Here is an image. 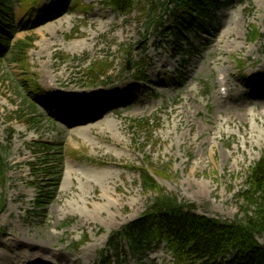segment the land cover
<instances>
[{"label": "rangeland", "instance_id": "obj_1", "mask_svg": "<svg viewBox=\"0 0 264 264\" xmlns=\"http://www.w3.org/2000/svg\"><path fill=\"white\" fill-rule=\"evenodd\" d=\"M53 1L41 0L34 8ZM226 1L212 9L203 31L185 39L182 54L172 50L168 35L159 39L145 30L140 6L123 17L102 0H83L92 10L54 15L35 30L20 31L21 6L30 1L14 4L13 42L33 36L35 42L27 55V69L10 59L12 49L0 56V144L10 141V170L0 186L5 198L0 264L11 250L36 252L37 247L48 253L59 250L53 264L76 258L84 264L82 253L90 258L89 264H98L110 238L137 220L156 195L142 189L139 168L148 170L163 194L193 204L199 216L229 223L243 216L240 194L246 190L250 168L264 151V99L249 98L245 87L251 81L264 83L263 40L251 35L264 32V0ZM226 31L229 45H217ZM105 59L112 66L108 79L90 88L82 72ZM142 59L146 80L136 83L130 61ZM128 62L129 70L124 71ZM162 64L166 69L159 71L155 66ZM220 73L227 76L236 102L219 99ZM29 80L45 92L52 85L48 94L64 98L65 105L80 94L105 99L131 91L123 102L130 100L124 107H102L108 111L92 116L90 123L72 126L60 123L57 112L49 114L34 100L26 87ZM247 110L244 121L237 119ZM142 120L148 125H138ZM41 143L58 147L63 157L59 186L44 218L35 214L40 212L33 205L35 184H44L40 171L43 166L54 168L57 155L50 152L47 159ZM157 169L164 170L167 178L155 174ZM96 172L110 177L97 179ZM5 239L11 240L7 248L2 245ZM15 239L21 242L17 246L12 244ZM258 241L264 244V236ZM113 246L106 254L111 264H174L163 245L135 256L124 242L113 241ZM22 264H31L30 259Z\"/></svg>", "mask_w": 264, "mask_h": 264}, {"label": "trees", "instance_id": "obj_2", "mask_svg": "<svg viewBox=\"0 0 264 264\" xmlns=\"http://www.w3.org/2000/svg\"><path fill=\"white\" fill-rule=\"evenodd\" d=\"M23 2L24 0H17ZM28 1V0H25ZM33 2V0H30ZM71 0H58L50 6L46 13L53 14L60 11L61 6L70 5L78 7ZM113 11L122 15H129L137 7H142L143 20L146 28L166 31L175 40H182L188 31L195 29V25L208 18L206 10L213 0H105ZM27 8V6H23ZM32 9V7L30 8ZM12 13L11 0H0V20L9 22L6 15ZM167 19V27H164L162 18ZM180 30V32H179ZM34 39L27 38L19 41L13 48L10 59L15 63L24 61V54L32 47ZM9 47V46H8ZM111 65L107 61L92 64L86 75L93 84H98L101 79L108 77ZM140 68H135L134 76ZM40 89V88H39ZM45 100V98H44ZM91 100L85 101L90 104ZM48 104H51L48 102ZM36 110L35 105L31 104ZM34 122L35 120H31ZM143 122L148 125V120ZM44 150L47 159L49 152L57 155L56 166H43L40 171L42 183L35 184L37 196L33 205L40 212L37 216L44 218V209L54 200L61 176L62 158L59 148L39 145ZM10 147L0 145V186L7 181V173L10 170ZM147 166L151 167L147 159ZM34 167V166H32ZM47 167V168H46ZM57 169L59 171L57 172ZM55 171V172H54ZM141 184L144 191H151L156 195L150 200L145 212L139 219L125 226L118 236L125 239L130 251L137 254L156 243L164 242L170 249L176 264H264V244H260L258 238L264 236V152L259 161L251 167L246 190L240 194L244 204V214L233 222H219L195 214V206L183 204L173 195L163 194L155 181L149 177L146 169L139 168ZM155 174L167 178L164 170H155ZM5 208L4 194L0 192V214ZM1 233V229H0ZM117 239V238H116Z\"/></svg>", "mask_w": 264, "mask_h": 264}, {"label": "bare ground", "instance_id": "obj_3", "mask_svg": "<svg viewBox=\"0 0 264 264\" xmlns=\"http://www.w3.org/2000/svg\"><path fill=\"white\" fill-rule=\"evenodd\" d=\"M226 32H225L226 35L219 36V38L217 39L218 40L217 41L218 42L217 45L224 44L225 47L227 45H229V43L227 41H225V39L230 36V31L229 32L226 31ZM73 50H76V49H73ZM155 67L159 68L160 69L159 71H162V70L166 69V66L164 64L158 65V66H155ZM224 83H226V81H224ZM223 87H224V85H223ZM227 91L229 92V90H227ZM226 98H227V96H224L223 97V100H226ZM249 113H250V110H247L244 113H240L239 116H237V119L244 121L246 119V116ZM73 172H75V171H73ZM76 175H78V174H76ZM93 176L94 177L97 176V179H102L104 181H106L110 177V175H107L105 173H101L100 174L98 172L94 173ZM78 181L79 182L82 181V179H80V176H79ZM86 184L87 185H91V182L90 181H87ZM10 243H11V240L10 239H5V240H3L2 245L5 248H7V247H9ZM20 243L21 242L18 239L13 240V242H12V244L13 245L15 244L16 246L18 244H20ZM37 250L38 251H36V252H32L30 250V248H27V249L22 250L19 253H16L14 250H11L10 251V254H7L6 255V258H4V261L2 263L5 264V262H7V264H22L25 259H28L29 258L31 264H53V260L54 259H58L57 255L59 253V250H52L51 249V250H49V253L44 248L37 247ZM94 250H95V247L92 246L90 248V251L91 252H94ZM81 256H82L81 258H82L83 263L84 264H89L90 258H87L85 256V254H83V253L81 254ZM79 260H80V258L72 259L70 262L68 261L67 264H78Z\"/></svg>", "mask_w": 264, "mask_h": 264}]
</instances>
